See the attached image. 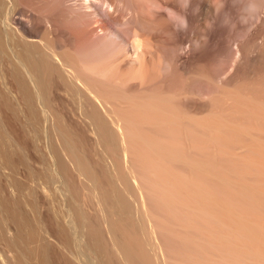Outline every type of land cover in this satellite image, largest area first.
<instances>
[{"label":"bare ground","instance_id":"obj_1","mask_svg":"<svg viewBox=\"0 0 264 264\" xmlns=\"http://www.w3.org/2000/svg\"><path fill=\"white\" fill-rule=\"evenodd\" d=\"M132 1L133 6L139 3ZM144 1L136 8L127 0V6L120 0H54L51 8L36 9L33 2L35 8L22 0H0V108L16 121L22 111L21 138L37 153L16 149L9 131L0 126V264H162L155 226L128 156L138 146L157 156L173 152L151 131L142 134L139 125L168 130L183 120L169 109L171 94L156 92L158 68L171 66L157 46L166 28L165 21L162 29L158 24L164 18L158 19L167 16L159 12L153 17L143 6L150 0ZM172 1L160 3L187 19L190 5L183 11ZM213 6L219 7L216 0H198L193 6L201 28L216 18ZM261 53L253 61L264 62ZM87 131L94 134L100 157L95 165L75 141ZM164 155L169 165L172 156ZM165 164L157 168L169 172ZM95 168L102 171L103 183Z\"/></svg>","mask_w":264,"mask_h":264},{"label":"rangeland","instance_id":"obj_2","mask_svg":"<svg viewBox=\"0 0 264 264\" xmlns=\"http://www.w3.org/2000/svg\"><path fill=\"white\" fill-rule=\"evenodd\" d=\"M22 1L31 7L34 3L36 7L38 0ZM45 1L39 0L36 9L51 8L54 5V0H47V3ZM138 1L141 4L144 0ZM175 1L172 3L179 8ZM197 1L191 0L187 31H175L164 16L159 17L158 21L164 19L158 24L165 21L161 24L166 27L165 34L164 30L162 33H159L160 29L157 30V21L153 23L156 32L161 34L160 38L162 36L166 40L157 43V46H161H158V51L163 53V57L167 55L171 59V66L167 71L164 67L165 70L158 68L162 77L156 68L157 81H154L157 91H154L171 94L172 98L169 100L172 103H169L172 107H168H171L170 110L173 108L172 111H176L183 121L179 128L175 124L176 129L174 125V128L172 126L165 130L162 126L155 127L145 123L140 124L139 129L142 134H149L151 131L150 134L154 133L157 141L163 145L167 143L164 146L173 151H169L173 168L162 160V156L169 153L159 151L162 156H157L147 153L141 146H138L137 151L133 149L136 154L132 155L131 152L128 159L131 158L136 183L141 186L144 202L155 226L154 241L163 252L162 264L163 257L166 264H264V62L259 64L253 61L257 54L264 53V27L258 21L243 28L238 24L235 32H229L226 26H222L224 12L235 20L238 6H234L232 0H225L224 12L211 19L206 28H201L193 17V6ZM133 2L135 1L127 4L131 5ZM121 3L126 4L125 0H120ZM136 3L131 6H140ZM145 5L147 8L150 6L143 4L144 7ZM35 19L33 21L32 18V21L40 23L39 19ZM210 24L211 28L208 27ZM194 35L199 40L205 36L206 41H201L199 49L192 47L186 55H179L183 51L181 46L189 44ZM202 105L203 108L199 110L198 107ZM21 112L20 110V120L16 121L8 109L0 108V121L3 123L0 126L9 131L7 132L14 139L16 149L26 151L28 155V149L31 153L36 151L21 138L25 128L20 125L21 122L22 125L25 124ZM260 112L262 120H259ZM171 129L174 130L170 131ZM214 130H219L220 133H215ZM89 133L91 132L86 133L85 137L75 136V141L79 148L83 147L87 159L95 165L100 157L98 149H95V136ZM1 135L3 134L0 137ZM173 155L180 156L181 161ZM154 160L162 164V167L163 164L170 167L171 169H167L172 174L170 171L165 172L162 167L157 168L158 163L153 165ZM98 168H95L98 171L97 177L103 183L104 176ZM175 175L177 179L173 178ZM12 192V196L15 195L13 190ZM30 208L25 207L27 211ZM32 211L30 215L35 214Z\"/></svg>","mask_w":264,"mask_h":264},{"label":"clouds","instance_id":"obj_3","mask_svg":"<svg viewBox=\"0 0 264 264\" xmlns=\"http://www.w3.org/2000/svg\"><path fill=\"white\" fill-rule=\"evenodd\" d=\"M177 2L183 11H186L191 4V0H177ZM216 2L219 4V7H213L215 14L220 16L224 12L225 0H216ZM232 2L234 6H238L237 18L233 20L229 13L224 12L222 19V26H226L229 32H235L238 24L245 27L258 21H264V0H232ZM161 11L166 13L167 19L175 31H187L188 22L182 12H177L172 8L166 7L160 3V0H150L149 12L152 16L155 17ZM208 27L211 28L212 24ZM201 41H206V37L202 36L200 40H192L189 44L181 46L183 51L179 55H186L192 47L199 49Z\"/></svg>","mask_w":264,"mask_h":264}]
</instances>
